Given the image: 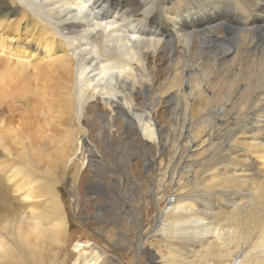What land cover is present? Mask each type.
I'll return each instance as SVG.
<instances>
[{
	"label": "bare ground",
	"instance_id": "obj_1",
	"mask_svg": "<svg viewBox=\"0 0 264 264\" xmlns=\"http://www.w3.org/2000/svg\"><path fill=\"white\" fill-rule=\"evenodd\" d=\"M0 63L13 78L30 63L65 124L100 126L114 164L124 147L142 162L149 264H264V0H0ZM86 245L72 264L109 258Z\"/></svg>",
	"mask_w": 264,
	"mask_h": 264
},
{
	"label": "rangeland",
	"instance_id": "obj_2",
	"mask_svg": "<svg viewBox=\"0 0 264 264\" xmlns=\"http://www.w3.org/2000/svg\"><path fill=\"white\" fill-rule=\"evenodd\" d=\"M226 42L221 48L232 45ZM30 63L16 78L0 63V264H72L82 256L75 244L86 243L81 252L94 248L109 257L99 258L98 264H149V252L136 251L141 239L135 226L136 220L150 221L155 206L149 173L130 148L117 155L124 166L114 164L107 145L96 138L100 126L95 122L65 124L63 107L57 103L62 95L53 93L57 89L44 80L34 84ZM31 85L34 95L26 91ZM83 136L101 157L100 171L84 154ZM17 186L30 191L33 216L14 191ZM58 220L63 227H56ZM154 243L146 249L154 251Z\"/></svg>",
	"mask_w": 264,
	"mask_h": 264
}]
</instances>
